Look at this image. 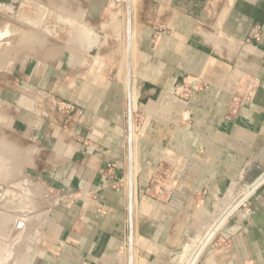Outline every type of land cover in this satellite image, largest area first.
I'll return each mask as SVG.
<instances>
[{
    "label": "crops",
    "instance_id": "1",
    "mask_svg": "<svg viewBox=\"0 0 264 264\" xmlns=\"http://www.w3.org/2000/svg\"><path fill=\"white\" fill-rule=\"evenodd\" d=\"M42 1L69 27L0 85L52 201L22 264H129V110L131 264H264V0H131L129 91L126 0Z\"/></svg>",
    "mask_w": 264,
    "mask_h": 264
},
{
    "label": "rangeland",
    "instance_id": "2",
    "mask_svg": "<svg viewBox=\"0 0 264 264\" xmlns=\"http://www.w3.org/2000/svg\"><path fill=\"white\" fill-rule=\"evenodd\" d=\"M42 2L46 3V5L44 6ZM0 4L7 6V8L0 6L1 17L8 19L5 24L8 25L7 22L13 24L15 21L13 26L16 27H11V25L10 27L12 29H9V26H6L3 22L0 23V27L3 24V26L7 27H4V29L2 28L3 33H0V45H4L3 47H0V50L3 49V52H0V85H2L3 82L6 83L8 80H10L9 71L14 69V65L17 63V61L26 60L28 56L34 55L41 51L42 47H45V41L50 42L46 36H56L58 29H61L60 31H62L63 28L69 27L68 24H70V21L68 18L61 17L62 21L59 22V16L57 15V4H50L42 0H2ZM60 7L63 9V6ZM122 10L121 14L123 16ZM29 20L33 21V23H37L34 24L35 26H33V24L31 25V23L28 22ZM38 22H40V24L39 26H36L38 25ZM57 23H60V25ZM57 25L58 27H55ZM120 25H122L121 32L118 34L122 35V41L124 45L126 25L125 15L123 16ZM9 30H12L10 34H13L14 36H9ZM41 30L43 33H46V36L44 35L45 37H43V39L42 34H40ZM10 38L13 43L9 41ZM5 40L7 41V44H4L6 42H3L2 44V41ZM11 43L14 44V46H12ZM7 89L9 88L7 87ZM1 105L2 102H0V180L5 181L7 185L6 190H8V188H12L9 191L11 192L13 190L15 195H19V191L20 193L25 192L24 195L29 196L31 206L35 212L32 214V219L30 218L27 220L26 229L21 235L20 239L11 246V252L9 246L11 244H5L2 242H0V245H2L3 248L0 246V250L2 252L3 249V252L7 251V253H9L7 262L3 264H22L25 255L31 249L32 242H34V239L37 237L39 231L38 227L41 225L43 213L50 207V202L52 201L50 194L49 192H46L43 183L39 179L34 178V176L28 171L26 148L20 150L21 145L24 144V141L21 140L16 132L11 130L9 116L6 115L7 113L1 111ZM5 144L7 148L2 147L5 146ZM20 225L21 227H19ZM23 228L24 225L21 223L17 225L18 232H16V235L15 237L13 236V238L17 239ZM206 251L207 249L202 252L196 264L204 257ZM1 252L0 262H4L6 261L8 254L6 253V255L5 252L1 254Z\"/></svg>",
    "mask_w": 264,
    "mask_h": 264
},
{
    "label": "water",
    "instance_id": "3",
    "mask_svg": "<svg viewBox=\"0 0 264 264\" xmlns=\"http://www.w3.org/2000/svg\"><path fill=\"white\" fill-rule=\"evenodd\" d=\"M47 11V10H46ZM131 0H126V52H127V61H126V87L127 91L130 90V68H131V56H130V38H131ZM129 170H128V186H129V220H130V234H129V264H131V256H132V172H131V154H130V147H131V110H129ZM2 143V141H1ZM3 148L6 147L2 146ZM7 148V147H6ZM264 178V171L250 184L252 186L258 180ZM6 182L0 180V242L5 244H15L17 242L23 232L26 229V222L30 218L32 219V214L35 210L31 206V201L28 195H24L25 192H18L19 195H15L13 190L8 188L6 190ZM9 191V192H8ZM26 196V197H24ZM30 216V217H29ZM24 225V228L19 234L18 238L14 240L13 236L17 232V225L19 224ZM13 239V240H12ZM35 240V239H34ZM33 241V240H32ZM34 242H32L33 245ZM10 245V252L11 246ZM32 247V246H31ZM7 252H5L6 254ZM9 253L6 257V261L0 262V264L6 263Z\"/></svg>",
    "mask_w": 264,
    "mask_h": 264
},
{
    "label": "bare ground",
    "instance_id": "4",
    "mask_svg": "<svg viewBox=\"0 0 264 264\" xmlns=\"http://www.w3.org/2000/svg\"><path fill=\"white\" fill-rule=\"evenodd\" d=\"M112 15H113V13H112ZM0 20H2V21H0V23L3 22V23L5 24V22H6L8 19H6V18H4V17H1V15H0ZM11 22H12V21H11ZM14 22H15V21H14ZM14 22H13V24L7 22L8 25H6V24H5V25H6V26H9V29H10L11 27L16 28L15 26H13V25L15 24ZM28 22H30L31 25L33 24V26H35L34 24L37 23V22H36V23H33V21H31V20H29ZM4 24H3V25H4ZM9 24H10V25H9ZM28 24H29V23H28ZM39 24H40V22H38V25H36V26H39ZM119 24H120V22H119ZM3 25L0 27V28H1L0 33L3 31L4 27H6V26H3ZM11 25H12V26H11ZM117 25H118V24H117ZM10 26H11V27H10ZM114 26H115V25H114ZM115 27H116V26H115ZM117 27H118V26H117ZM2 28H3V29H2ZM6 28H7V27H6ZM18 28H19V27H18ZM11 29H12V28H11ZM20 29H21V28H20ZM117 29H118V28H117ZM120 29H121V28H120ZM7 30H8V29H7ZM51 30H52V29H51ZM11 31H12V30H9V33H8L9 36H10V35H13V34H10ZM18 31H19V30H18ZM113 31H114V30H113ZM19 32H20V31H19ZM2 33H3V32H2ZM3 35H6V34H3ZM0 36H1V34H0ZM13 36H14V35H13ZM12 38H14V37H12ZM7 39H8V37H7ZM9 41L12 42V41H11V38L9 39ZM3 42H6V43H4V44H7V41H6V40H5V41H2V44H3ZM12 43H13V42H12ZM12 43H11V45L14 46V44H12ZM121 43H122V42H121ZM8 44H9V43H8ZM11 45H8V46H11ZM110 45H111V44H110ZM1 46L3 47L4 45H0V47H1ZM19 46H20V45H19ZM131 46H132V45H131ZM12 48H14V47H12ZM113 48H114V47H113ZM0 49H1V48H0ZM108 49H110V48H108ZM111 49H112V48H111ZM4 50H5V49H4ZM105 50H106V49H105ZM118 51H119V50H118ZM0 52H3V49L0 50ZM108 52H109V51H108ZM123 52H124V51H123ZM5 53H6V52H5ZM7 53H8V52H7ZM132 53H133V52H132ZM121 65H124V64H121ZM121 67H122V66H121ZM122 69L124 70V67H123ZM121 71H122V70H121ZM16 158H17V157H16ZM11 189H12V188H11ZM19 227H21V225H20ZM19 230H22V229H19ZM17 232H18V229H17ZM19 232H21V231H19ZM15 235H16V234H15ZM15 235H14V237H15ZM17 235H18V234H17ZM14 239H15V238H14ZM11 245H12V244H11ZM0 246L2 247V245H0ZM6 246H7V245H6ZM9 246H10V245H9ZM2 248H3V247H2ZM6 248H7V247H6ZM0 249H1V248H0ZM7 249H8V248H7ZM7 249H6V250H7ZM16 250H17V249H16ZM0 252H1V250H0ZM4 252H5V251H4ZM4 252H3V249H2L1 254L4 253ZM6 252H7V251H6ZM8 252H9V251H8ZM7 254H8V253H7ZM7 254H6V255H7ZM3 255H4V254H3ZM1 257H3V256H1Z\"/></svg>",
    "mask_w": 264,
    "mask_h": 264
},
{
    "label": "built area",
    "instance_id": "5",
    "mask_svg": "<svg viewBox=\"0 0 264 264\" xmlns=\"http://www.w3.org/2000/svg\"><path fill=\"white\" fill-rule=\"evenodd\" d=\"M257 34H258L257 30L253 31V35L254 36H257ZM182 93H183V95L187 94V92H185V91H183ZM71 109H72V105H70L68 103H59V104H57V112H59L61 114L67 115L70 112ZM66 118H68V117H66ZM242 205H244V203Z\"/></svg>",
    "mask_w": 264,
    "mask_h": 264
},
{
    "label": "flooded vegetation",
    "instance_id": "6",
    "mask_svg": "<svg viewBox=\"0 0 264 264\" xmlns=\"http://www.w3.org/2000/svg\"><path fill=\"white\" fill-rule=\"evenodd\" d=\"M1 2H2V0H0V3H1ZM0 6H3V5H2V4H0ZM3 7L7 8V6H3ZM5 8H4V9H5ZM1 9H2V8H1Z\"/></svg>",
    "mask_w": 264,
    "mask_h": 264
}]
</instances>
